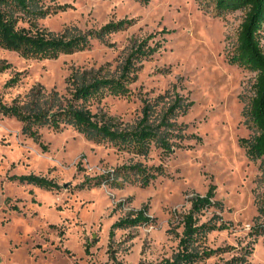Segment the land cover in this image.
I'll return each instance as SVG.
<instances>
[{"label": "rangeland", "instance_id": "374dc122", "mask_svg": "<svg viewBox=\"0 0 264 264\" xmlns=\"http://www.w3.org/2000/svg\"><path fill=\"white\" fill-rule=\"evenodd\" d=\"M0 4L19 26L36 25L78 45L55 57L0 45L2 102L45 101L57 93L67 104L75 81L119 77L143 41V53L131 60L136 78L128 91L105 90L85 103L96 119L132 130L147 106L156 124L176 95L192 102L176 116L184 138H174L178 143L167 152L152 142L145 155L68 122L32 125L33 136L24 120L0 112L1 264L157 263L178 250L183 215L211 186L220 205L199 214L215 226L200 246L216 252L197 264H264V236L251 231L264 163L248 153L255 129L245 114L256 73L228 59L243 10L216 14L208 0H36L31 13ZM114 23L120 24L108 27ZM136 164L154 174L147 185L129 169ZM31 173L60 188L11 178ZM99 177L101 184L83 185ZM140 209L149 222L113 228ZM240 256L244 263L231 261Z\"/></svg>", "mask_w": 264, "mask_h": 264}, {"label": "trees", "instance_id": "16d2710c", "mask_svg": "<svg viewBox=\"0 0 264 264\" xmlns=\"http://www.w3.org/2000/svg\"><path fill=\"white\" fill-rule=\"evenodd\" d=\"M3 4L11 3L13 8L20 11L33 12V4L36 0H1ZM147 1V0H143ZM216 14L229 10H243L244 16L239 25L235 44L228 51V59L239 67L256 73L253 83V95L250 98L245 114L255 129V134L248 144V153L253 158H259L264 163V0H208ZM6 2V3H4ZM37 13V12H36ZM42 14V12H38ZM120 24V23H119ZM119 24H110L108 27H118ZM75 39H65L63 36H55L47 33L38 26H19V21L8 8L0 4V45L5 48L18 51L25 56L55 57L60 52H68L75 49ZM77 45V46H76ZM145 41L141 42L128 58L129 66L119 77L92 76L86 81H75L72 99L63 104L57 93L49 96L48 100L32 99L29 103L6 104L0 99V112L6 115L17 116L24 120V131L36 136L31 130L32 125H49L61 127L68 122L79 127L98 138L110 140L120 148L134 151L139 154H147L151 143L155 142L163 151H171L176 145L174 138H184L183 125L178 123L176 116L179 112L185 113L191 101L182 95H176L172 104L168 107L163 117L156 124L149 122L150 107L144 108V115L137 126L132 130H118L109 122H100L96 119V113L88 108L85 103L91 99H100L104 91L120 94L126 93L128 85L136 76L130 72L134 70L132 59H138L143 53ZM131 64V65H130ZM42 101V102H41ZM44 103V104H43ZM181 131V132H179ZM136 169L140 173L142 182L147 185L154 174L141 164L132 165L129 169ZM12 179L21 182H31L49 189L60 188V185L42 175L25 174L13 175ZM103 177L86 179L83 185H97L102 183ZM220 205L215 199V186H211L205 194H197L192 200L191 208L183 215V232L180 237L178 250L171 256L165 257L157 263L145 264H197L199 261L213 255L216 251L203 248L200 240L203 235L215 228L212 222H201L199 214L211 206ZM18 209L17 206H14ZM259 214L255 217L251 231L264 236V193L258 207ZM151 216L145 209H140L136 215L117 220L113 228H126L147 223ZM242 259L243 256L233 258L231 261ZM233 263V262H231ZM1 264V262H0Z\"/></svg>", "mask_w": 264, "mask_h": 264}]
</instances>
